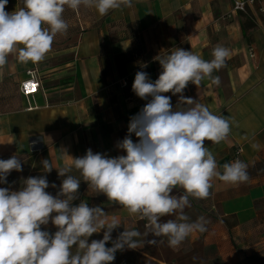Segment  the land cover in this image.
I'll return each instance as SVG.
<instances>
[{
	"label": "crops",
	"instance_id": "1",
	"mask_svg": "<svg viewBox=\"0 0 264 264\" xmlns=\"http://www.w3.org/2000/svg\"><path fill=\"white\" fill-rule=\"evenodd\" d=\"M233 3L133 0L131 8L103 16L95 8L81 6L78 12L66 8L68 31L55 37L42 62L23 64L9 56L0 68V159L17 155L23 168L13 170L0 187L19 190L24 179L44 175L50 185L46 191L55 196L64 179L56 168L71 157H82L88 149L108 157L125 155L117 144L128 135L130 118L147 103L132 90L135 74L147 72L155 81L161 72L158 57L183 48L211 60L212 50L223 46L230 57L213 73L220 78L219 86L209 80L199 86L189 83L183 94L230 119L227 140L205 145L220 171L236 159L247 164L249 180L230 185L214 179L207 199L190 197L185 214L189 222L204 217L206 231L190 234L176 248L168 245L167 237H158L156 245L117 251L112 264H264V236L258 233L264 228V0L246 13L234 12ZM20 7L23 0H8L5 10ZM32 71L40 74L42 90L32 100L36 108L28 110L19 88ZM164 95L171 96L175 109L179 94ZM131 138L138 139L135 134ZM253 143L260 145L258 150ZM44 159L54 167L50 173L44 172ZM71 174L81 179L74 204L84 200L121 220L113 239L124 227L148 232L147 221L88 189L75 169ZM174 194L182 195L183 190ZM42 229L57 230L51 222ZM102 238L103 230L89 242ZM154 238L150 232L145 237Z\"/></svg>",
	"mask_w": 264,
	"mask_h": 264
},
{
	"label": "clouds",
	"instance_id": "2",
	"mask_svg": "<svg viewBox=\"0 0 264 264\" xmlns=\"http://www.w3.org/2000/svg\"><path fill=\"white\" fill-rule=\"evenodd\" d=\"M7 4L8 0H0V68L9 56L23 64L42 62L55 37L68 31L66 8L74 12L81 6L95 8L103 16L131 8L133 0H23V7L12 12L5 10ZM229 57L230 50L223 46L212 50L211 60L183 48L158 57L161 72L155 81L147 72L135 74L132 90L147 103L130 118L128 135L117 144L125 155L108 157L88 149L82 157H71L68 164L56 168L64 179L55 196L46 191L50 185L44 175L24 179L19 190L0 187V264H112L117 251L156 245L158 237H167L168 245L176 248L190 234L206 231L204 217L189 222L185 214L190 197L207 199L214 179L238 185L250 177L240 159L223 164L220 171L205 145L227 140L230 119L183 93L189 83L199 86L204 80L219 86L220 78L213 73ZM169 92L179 94L175 109L171 96L164 95ZM251 146L260 147L258 143ZM64 154L61 151V158ZM41 163L46 173L54 168L49 159ZM73 169L88 189L147 221L146 228L155 238L146 240L148 232L124 227L113 239L112 232L122 226L117 216L84 200L73 203L79 199L81 184L71 174ZM13 170H23L21 158L0 159V184H7ZM176 189L183 194H174ZM172 216L175 219H162ZM50 222L57 229L54 233L42 229ZM102 230V239L89 242ZM109 242L111 247L106 246Z\"/></svg>",
	"mask_w": 264,
	"mask_h": 264
},
{
	"label": "built area",
	"instance_id": "3",
	"mask_svg": "<svg viewBox=\"0 0 264 264\" xmlns=\"http://www.w3.org/2000/svg\"><path fill=\"white\" fill-rule=\"evenodd\" d=\"M259 0H234L233 11L237 13H246L249 6ZM29 77L19 88L21 96L28 103V110H32L35 105L32 104L34 97L42 90L40 74L37 71L28 73Z\"/></svg>",
	"mask_w": 264,
	"mask_h": 264
},
{
	"label": "rangeland",
	"instance_id": "4",
	"mask_svg": "<svg viewBox=\"0 0 264 264\" xmlns=\"http://www.w3.org/2000/svg\"><path fill=\"white\" fill-rule=\"evenodd\" d=\"M258 233H259L261 236H264V228H260V229H258Z\"/></svg>",
	"mask_w": 264,
	"mask_h": 264
}]
</instances>
